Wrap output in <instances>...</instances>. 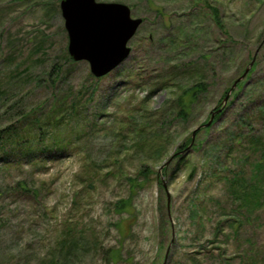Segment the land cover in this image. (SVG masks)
Masks as SVG:
<instances>
[{"label": "rangeland", "instance_id": "rangeland-1", "mask_svg": "<svg viewBox=\"0 0 264 264\" xmlns=\"http://www.w3.org/2000/svg\"><path fill=\"white\" fill-rule=\"evenodd\" d=\"M97 1L143 19L101 77L69 56L60 0H0V128L30 143L55 131L66 147L0 154V264H264V157L203 145L245 100L237 87L221 98L264 36V0ZM256 60L243 87L264 45ZM199 82L181 117L178 97Z\"/></svg>", "mask_w": 264, "mask_h": 264}, {"label": "water", "instance_id": "water-1", "mask_svg": "<svg viewBox=\"0 0 264 264\" xmlns=\"http://www.w3.org/2000/svg\"><path fill=\"white\" fill-rule=\"evenodd\" d=\"M59 7L68 36L69 56L74 61H87L89 70L95 77L106 75L128 56L130 52L128 41L143 21L141 17H132L129 6L122 2L60 0ZM263 42L264 38L258 44L244 71L230 85L222 99V105L237 83L249 72ZM220 109L212 110L208 120L192 130L191 140L186 148L192 145L196 131L209 126L215 113L220 112Z\"/></svg>", "mask_w": 264, "mask_h": 264}, {"label": "trees", "instance_id": "trees-1", "mask_svg": "<svg viewBox=\"0 0 264 264\" xmlns=\"http://www.w3.org/2000/svg\"><path fill=\"white\" fill-rule=\"evenodd\" d=\"M207 5L210 11H212L216 24H219V26L223 28V25L220 22L219 10L210 6L209 4ZM224 31L223 33H225ZM263 38L264 36L261 38V40ZM232 43L235 42L232 41ZM262 45H264V42ZM244 64L245 63H242L239 69L243 67ZM257 66H259V61L254 60L247 74L250 75L252 72H254ZM244 69L245 67L242 69L241 73L244 71ZM236 87L241 88V91L235 92L232 101H234L236 97L239 99L244 97L245 100L240 102L236 107L234 111L235 117H231V119H229L230 123L223 127L222 130L218 132V134L216 133L211 140L207 139L203 145H206L207 143V145L210 147V150H219L222 147L231 149L235 146H241V144L244 143L248 147L252 148L254 153L256 152L264 157V68L256 71L255 74L251 76L250 81L244 87L241 81L237 83ZM205 88L206 85L203 82L195 83L187 89V92H184L182 96L178 97L177 103L180 106L178 114H180L181 117L186 116L187 108L191 105L194 98ZM228 88L229 87H227L222 94L223 96L226 94ZM233 91L234 90H232V92ZM183 97H186V100L183 99ZM252 108L253 112H250ZM236 112H241V114H237ZM217 116H219V114ZM34 120L40 129V120H38L36 117H34ZM52 121H54V124H56L58 120L52 118ZM200 130L201 128L196 131V135ZM25 133H27L26 130L22 131L17 127L12 128L8 126L5 128H0V154L2 157H4V163L12 162L10 159H8V156L15 157L16 161L25 157L30 161H34L37 160L36 158H39L44 154L50 157H56L66 149L59 139L57 132L55 131L50 132L51 137L49 142H47L39 133L36 134L34 137L35 141L31 142L35 144H31L29 142L27 136H25ZM210 141H212V143L209 145L208 143ZM189 142L190 139L188 138L186 146ZM192 146L193 148H198L201 146V142L194 143ZM260 160H258V163ZM260 163H262V160Z\"/></svg>", "mask_w": 264, "mask_h": 264}]
</instances>
